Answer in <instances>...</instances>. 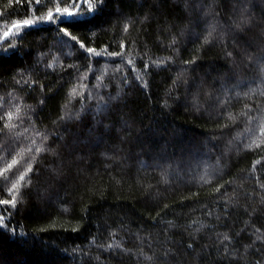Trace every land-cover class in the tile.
<instances>
[{
  "label": "trees",
  "instance_id": "16d2710c",
  "mask_svg": "<svg viewBox=\"0 0 264 264\" xmlns=\"http://www.w3.org/2000/svg\"><path fill=\"white\" fill-rule=\"evenodd\" d=\"M79 2L0 0V264H264V0Z\"/></svg>",
  "mask_w": 264,
  "mask_h": 264
},
{
  "label": "snow or ice",
  "instance_id": "6c2138e0",
  "mask_svg": "<svg viewBox=\"0 0 264 264\" xmlns=\"http://www.w3.org/2000/svg\"><path fill=\"white\" fill-rule=\"evenodd\" d=\"M103 4V0H100V3L97 5V8H99L101 5ZM73 7H75V5H73ZM57 13H60V9L58 8L57 10ZM64 15H61L59 16V21L60 23H63V24H67V23H71L77 19H79L81 17V15L79 13H72V12H69L67 9L64 10ZM49 21H51L53 19L52 17V14L49 15L48 17ZM31 21H24V25L28 26V25H31ZM15 28L19 29L20 25H14ZM27 30V29H26ZM59 31V29H58ZM211 31H214V28L210 30V34H211ZM64 32V35L65 36H68L69 33L68 31L65 29L63 30ZM9 35L8 32H5L4 33V36L7 37ZM71 40L75 41L76 40V37L75 36H71ZM208 42V37H205V43ZM81 48H83V44L80 45ZM88 53H94L95 52V49L93 48H88L86 50ZM230 55V54H229ZM73 95H77L78 93L76 92L75 88L73 89ZM83 108V106H82ZM3 113V109L0 108V114ZM79 116V113H69L67 118L68 119H75V118H78ZM0 119H3L2 115H0ZM8 119H11V113H9V116H8ZM3 129H0V132H2ZM47 137L45 136L44 139H46ZM2 150V149H0ZM31 150H34L35 152H40L42 150L41 147L37 146L35 144V141L32 142V145H31ZM32 159L31 155H29L28 157V160L30 161ZM28 161H24V160H21V161H16V160H13L12 164H9L8 167L6 169L3 170V172H0V176H6L7 173L13 169L14 166H17L16 170L18 171L19 170V166H22L24 163H27ZM29 171H31V169H29ZM15 174V173H13ZM27 177L26 176H21L20 179L21 180H24L26 179ZM16 185L14 184L13 185V188H15ZM16 201L15 199H12V200H0V204H14ZM259 238V237H258ZM225 239H227V236H225Z\"/></svg>",
  "mask_w": 264,
  "mask_h": 264
},
{
  "label": "water",
  "instance_id": "95a60500",
  "mask_svg": "<svg viewBox=\"0 0 264 264\" xmlns=\"http://www.w3.org/2000/svg\"><path fill=\"white\" fill-rule=\"evenodd\" d=\"M82 1H83V0H80L79 5L82 3ZM79 5H78V7H79Z\"/></svg>",
  "mask_w": 264,
  "mask_h": 264
}]
</instances>
